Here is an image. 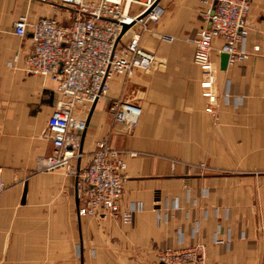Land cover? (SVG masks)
Wrapping results in <instances>:
<instances>
[{"label":"crops","instance_id":"0c3cea01","mask_svg":"<svg viewBox=\"0 0 264 264\" xmlns=\"http://www.w3.org/2000/svg\"><path fill=\"white\" fill-rule=\"evenodd\" d=\"M213 4L159 0L141 39L152 67L115 77L94 107L75 110L87 128L72 132L80 157L68 164L86 167L104 140L121 152V204L135 210L123 223L79 216L68 171H40L59 82L25 72L32 43L14 24L67 25L71 12L61 0H0V264H159L160 245L193 228L209 264H264V0L252 1L249 38L236 45L249 58L225 70L221 39L208 69L194 64L190 36ZM112 103L139 110L135 128L114 120Z\"/></svg>","mask_w":264,"mask_h":264},{"label":"built area","instance_id":"2783aa9c","mask_svg":"<svg viewBox=\"0 0 264 264\" xmlns=\"http://www.w3.org/2000/svg\"><path fill=\"white\" fill-rule=\"evenodd\" d=\"M159 0H61L71 12L70 23L56 18H41L31 26L27 18L14 24L19 38H29L32 51L25 58L24 70L31 76L48 77L59 82L61 96L48 126L53 153L41 162L45 171L66 167L74 180L79 216L130 221L133 209L122 207L126 163L120 151L101 141L84 168L68 163L80 157L71 146L72 132L83 133L85 120L75 116L77 108L92 106L109 90L117 76H133L152 67L155 56L141 47L142 33L156 22L154 6ZM253 0H213L203 18L206 28L190 36L195 47L194 64L208 69L213 42L221 39L222 54L229 56L228 65L249 58L245 44L249 38V16ZM125 25H132L124 31ZM109 112L117 122L132 128L138 123L139 110L123 104H111ZM134 156V154H131ZM0 171V193L4 186ZM183 229L176 241L158 248L159 264H209L207 247L196 241L197 228L186 240ZM219 241L215 239V243ZM221 245V244H220Z\"/></svg>","mask_w":264,"mask_h":264},{"label":"water","instance_id":"95a60500","mask_svg":"<svg viewBox=\"0 0 264 264\" xmlns=\"http://www.w3.org/2000/svg\"><path fill=\"white\" fill-rule=\"evenodd\" d=\"M157 4V3H156ZM155 4V5H156ZM132 25H125L124 26V31H126L128 28H130ZM228 61H229V56L226 54H222V64H223V69H227L228 67ZM96 103V102H95ZM95 103L93 104V107L95 105Z\"/></svg>","mask_w":264,"mask_h":264},{"label":"rangeland","instance_id":"374dc122","mask_svg":"<svg viewBox=\"0 0 264 264\" xmlns=\"http://www.w3.org/2000/svg\"><path fill=\"white\" fill-rule=\"evenodd\" d=\"M66 14H69V13H66ZM42 162V161H41ZM63 169H66V167H64V168H61V169H57V170H54V171H45V170H42V168L40 167V171H42V172H57V171H61V170H63ZM67 171V170H66Z\"/></svg>","mask_w":264,"mask_h":264}]
</instances>
